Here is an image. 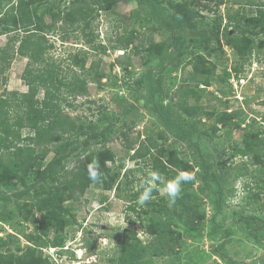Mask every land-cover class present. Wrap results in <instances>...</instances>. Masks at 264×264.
Returning <instances> with one entry per match:
<instances>
[{
    "label": "rangeland",
    "instance_id": "obj_1",
    "mask_svg": "<svg viewBox=\"0 0 264 264\" xmlns=\"http://www.w3.org/2000/svg\"><path fill=\"white\" fill-rule=\"evenodd\" d=\"M56 1L48 0L46 5L48 7L43 20L47 24L51 22V13L68 7L72 0H61L59 8ZM261 1L223 0V4L218 7L214 2L202 4L210 12H203L205 21L200 25L204 27V23H212L214 12L225 19L223 23L242 14L245 20L254 19L256 4ZM200 7L197 8L202 9ZM95 13L91 31L87 29L85 34L79 30L69 35L70 30L58 29L60 24H57L47 36V45H53L48 54L56 63L69 54L79 51L88 53L86 68L94 65V78L88 77L86 72H79L78 75L87 83L86 94L76 99L67 97L62 102L63 112L78 127L75 133L62 134L61 138L43 146H33L30 141L22 143L34 147L37 158L30 163V170L26 171L24 178L21 174L12 175L11 186L0 183V264H7L4 257L9 258L10 255L14 261L29 256V249L35 248L33 238L40 236V230L47 227L46 221L56 223L53 217H44L59 212L45 207L42 201H58L63 207L60 213L63 219L58 216L60 226H53L47 236H41L42 239H48V245L36 248L43 260L49 258L54 264H118L117 253L121 241L130 239V230L136 231V238L140 242L145 241L147 235L143 233L142 225L154 212L164 211V203L168 198L161 183L150 201L143 206L137 203L142 179L154 170L149 156L131 159L134 151L126 148L125 140L133 142V147L137 148L141 142L146 145L148 137L157 139V134L164 130L153 110L154 106L145 100L149 92L145 84L138 95L133 90L138 78L147 81L149 75L154 84L156 79L160 80L159 89L162 93H157L155 100L158 94L162 96L160 105L163 117L177 123L178 115H184L179 107L180 93L189 85L196 95L189 97L187 103L202 106L209 114L192 118L195 121L200 119L199 127L202 130L214 127L215 140L225 147L239 145L243 140L251 141V135L256 134L264 148V46H257L243 64L241 70L244 72L240 74L235 73L241 61L234 50V42L225 37L204 41L198 51L180 63L175 60V51L170 46L171 34L167 31L166 16L162 12L160 16L156 14L155 19L149 20L145 10L135 0H119L111 11ZM131 31L137 37L129 50L116 51L110 48L117 36ZM65 32L68 35L62 40ZM87 34L95 37L91 46L85 44ZM259 37L264 40L262 35ZM151 43L160 45L163 61L158 58L147 60L146 50ZM5 44L6 38L1 36L0 47ZM199 56L205 58L210 67H214L213 74H207V79L212 83L209 87L202 81L200 86L194 87L195 80H190L192 64ZM67 63L64 60L60 65L66 69ZM25 65L26 59L15 57L10 68L0 73V95L3 91H27L21 81ZM225 74L228 75V84L222 80ZM214 96L221 101L215 100ZM38 97L41 99L42 93ZM223 112L231 113L240 129L228 131V127L217 123L218 114ZM107 124H112L113 131L107 134L105 140H101V137L89 138L92 128L101 131ZM165 135L167 140H160L158 145L184 151L185 155L180 158L192 165L193 169L189 172L196 178L199 171L196 161L199 157L194 144H197L201 154L210 153L212 148L208 145V137L194 133L193 143L188 144L185 141L174 143L172 135L167 132ZM27 136H33V132L24 129L22 137ZM101 150H108L112 156V160L105 164L112 185L104 188L102 182L92 183L84 193L77 191L73 198L67 197V183L77 165ZM62 154L66 155L63 165L46 171V165ZM6 159L7 156H3L1 161ZM239 162L238 158L233 161L229 177L223 184L226 203L218 214L215 212V197L210 191L199 195L196 179L192 186L187 187L191 194L201 199L198 210L200 223L194 230L178 223L174 229L183 241L182 247L177 249L175 256L153 257L154 264H264V234L256 241L241 228L243 220L251 215L264 220V194L254 211H250L251 206L239 208L238 202L243 195L242 183L250 178V172L254 170L253 167L246 169L240 166ZM177 173L178 170H174L161 175L162 181L174 178ZM182 188H186L185 185ZM130 205L135 206V212L128 209ZM42 219L46 223H42ZM59 241H62V246L51 244Z\"/></svg>",
    "mask_w": 264,
    "mask_h": 264
},
{
    "label": "trees",
    "instance_id": "obj_2",
    "mask_svg": "<svg viewBox=\"0 0 264 264\" xmlns=\"http://www.w3.org/2000/svg\"><path fill=\"white\" fill-rule=\"evenodd\" d=\"M118 1L72 0L68 7L51 13V22L47 24L43 20V16L48 7L46 6L48 0H16V2L14 0H0V37L4 36L6 38V44L0 47V73L10 68L15 57L26 59L21 81L27 88L25 93L3 91L0 95V183L11 186L10 176L12 175L21 174L24 178L26 171L30 170V163L37 158L34 155V147H30V144L33 146L50 144L61 138L62 134L71 135L78 129L75 121L63 112L61 105L63 101L67 100V97L76 99L86 94V80L82 79L78 73L86 72L88 77L92 76L94 78V65L86 68L88 53L82 51L69 54L67 58L56 63V60L48 54L53 45H47V36L52 32V29H55L57 24H60L58 29L67 28V30H70L69 35L79 30L85 34L84 32L87 29L91 31V22L95 18V12L111 11ZM135 1L145 10L149 20L155 19L156 14L160 16V12L166 16L165 25L167 31L171 34L169 43L175 51V60L177 59L180 63L198 51L204 41L208 42L225 37L232 39L234 42V50L241 61L235 73L240 74L244 72L241 70L243 64L247 62L248 57L253 54L257 46H264V40L259 37L260 35L264 37V0L256 4V17L254 19L245 20L242 14L232 21L223 23L225 19L214 12L213 22L204 23V27L200 25L201 22L205 21L203 12L207 13L210 10L202 4L214 2L215 6L218 7L223 4V0ZM60 2L61 0L56 1L57 8H59ZM94 6H97V8H94ZM198 6H202L200 7L202 9L197 8ZM37 8L40 9L37 10ZM66 32L62 40L65 38L64 36L68 35ZM85 36H87L85 44L91 46L95 41V37L88 34ZM136 37L134 31L119 35L110 48L116 51H127ZM159 48V44L151 43L146 50L148 53L147 60L158 58L163 61L164 54L161 53ZM64 60L68 62L66 69L60 65ZM192 72L190 80H195L194 87L200 86L201 81L205 82L206 86H211L212 83L210 79H207V74H213L214 67H210L205 58L199 56L194 60ZM227 76L225 74V78H222L225 84H228ZM155 83L147 75V81L142 78L135 80L133 90L138 95L145 84L144 86L149 91L145 100L154 106L153 110L160 118L164 130L157 134V139L148 137L146 139L147 144L144 145L141 142L137 148L133 147V142H128L126 139V148L134 151L131 159L135 160L149 156L152 169L158 171L161 175H166L174 170L189 172L193 169L192 165L180 158V156L185 155L184 151L177 150L174 147L164 148L162 145H158L159 141L167 140L165 132L174 137V143L185 141L190 144L193 143L192 136L194 133L205 135L208 137V145L211 146L212 152L201 154L197 149V144H194L196 154L199 157V160L196 161L199 171L195 178L199 183L197 187L199 195L210 191L215 197V212L218 214L226 203V197L222 192L223 184L229 177L233 161L238 158L240 166L246 167V169L248 167L254 168L250 172V178L242 183L243 195L239 199L238 206L239 208L251 206L250 211H254L258 201L263 199L262 195L264 194V148L261 145L262 141L258 139L256 134H252L251 141L243 140L239 145L225 147L223 144L218 143L215 140L216 130L214 127L202 130L199 127L200 119L192 120V118L204 117L209 114L202 106H191L187 103L189 97L196 95L189 85L181 90V99L179 100V107L186 116L179 114L177 123L163 117L160 105L162 96L158 94L155 100L156 94L162 93L159 89L160 80L156 79ZM39 93H42L41 99L38 97ZM213 98L221 101L215 96ZM218 122L223 127H228V131L232 128L240 129L238 121L233 120L231 113L218 114ZM24 129L33 132V136L23 138L22 131ZM91 131L89 138L97 139L101 137V140H105L107 134L113 131V127L112 124H107L101 131H96L94 128ZM27 141H30V144L22 145ZM84 144H87V141H84ZM3 156H7L4 162L1 161ZM65 158L66 155L62 154L52 159L46 165V171H52L63 165ZM94 159L99 162L100 170L104 174L103 187L107 188L108 185H112V178L110 179L108 176V169L105 165L107 161L112 160V156L108 150H101L92 153L86 160L77 165L76 171L71 174V179L67 183L69 185L67 197L73 198V194L77 191L80 194L84 193L92 184L88 179L87 165ZM186 183L182 184L186 188H182L180 197L174 204H169L167 200L164 203L166 210L154 212L148 221L142 225L143 233L147 235L145 241L140 242L136 238L135 230L128 232L131 237L128 240L121 241L117 253L118 264H154L152 258L155 256L169 257L176 255L177 249L182 247L183 241L176 235L175 226L179 223L186 229L194 230L200 223L198 210L201 206V199L188 191L187 187L194 184L193 180ZM42 203L45 207L53 208L59 212L57 215L49 213L44 217L47 219L53 217L56 223L53 224L42 219V223L47 222L45 228L47 230L41 229L40 236L33 238L35 248L29 249L30 255L15 261L11 255L9 258L4 257L7 264H54L49 258L41 259L40 252L36 248H43L48 245V239H42L41 236H47L53 226L56 228L60 226L58 216L63 219L60 214L63 212V207L58 201H42ZM128 209L135 212L134 205H130ZM60 224L63 225V223ZM241 228L253 236L256 241H259V236L264 234V220L251 215L243 220ZM51 244L62 246L63 243L59 241Z\"/></svg>",
    "mask_w": 264,
    "mask_h": 264
},
{
    "label": "clouds",
    "instance_id": "obj_3",
    "mask_svg": "<svg viewBox=\"0 0 264 264\" xmlns=\"http://www.w3.org/2000/svg\"><path fill=\"white\" fill-rule=\"evenodd\" d=\"M88 179L92 183L102 182L104 174L100 170V165L97 160H92L87 165ZM192 173L179 170L177 175L167 181H162L161 174L158 171L149 172L148 176L141 181V191L137 199L140 206L145 205L153 198V192L163 183V192L168 198L169 204H174L180 197L182 191V184L194 180ZM126 226V225H125Z\"/></svg>",
    "mask_w": 264,
    "mask_h": 264
}]
</instances>
